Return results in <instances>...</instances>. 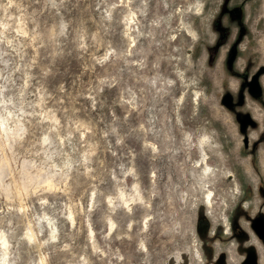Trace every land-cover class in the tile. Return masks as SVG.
I'll return each mask as SVG.
<instances>
[{
  "label": "rangeland",
  "instance_id": "obj_1",
  "mask_svg": "<svg viewBox=\"0 0 264 264\" xmlns=\"http://www.w3.org/2000/svg\"><path fill=\"white\" fill-rule=\"evenodd\" d=\"M0 264H264V0H0Z\"/></svg>",
  "mask_w": 264,
  "mask_h": 264
},
{
  "label": "water",
  "instance_id": "obj_2",
  "mask_svg": "<svg viewBox=\"0 0 264 264\" xmlns=\"http://www.w3.org/2000/svg\"><path fill=\"white\" fill-rule=\"evenodd\" d=\"M260 86L258 83L257 78H253L252 82L250 83V93L254 96H257L260 94Z\"/></svg>",
  "mask_w": 264,
  "mask_h": 264
},
{
  "label": "bare ground",
  "instance_id": "obj_3",
  "mask_svg": "<svg viewBox=\"0 0 264 264\" xmlns=\"http://www.w3.org/2000/svg\"><path fill=\"white\" fill-rule=\"evenodd\" d=\"M5 244H6V241H5V240H3V241H2V245H3V246H5Z\"/></svg>",
  "mask_w": 264,
  "mask_h": 264
}]
</instances>
